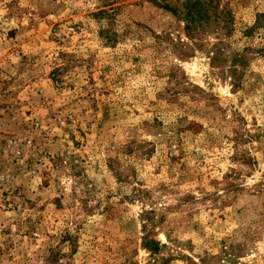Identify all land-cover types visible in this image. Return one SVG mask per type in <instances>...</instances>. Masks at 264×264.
<instances>
[{
  "label": "rangeland",
  "instance_id": "374dc122",
  "mask_svg": "<svg viewBox=\"0 0 264 264\" xmlns=\"http://www.w3.org/2000/svg\"><path fill=\"white\" fill-rule=\"evenodd\" d=\"M187 1L0 0V264H264V0Z\"/></svg>",
  "mask_w": 264,
  "mask_h": 264
},
{
  "label": "trees",
  "instance_id": "16d2710c",
  "mask_svg": "<svg viewBox=\"0 0 264 264\" xmlns=\"http://www.w3.org/2000/svg\"><path fill=\"white\" fill-rule=\"evenodd\" d=\"M215 8L214 0H190L185 3L186 17L191 22L207 20L210 17V12ZM220 16L214 14V20Z\"/></svg>",
  "mask_w": 264,
  "mask_h": 264
}]
</instances>
